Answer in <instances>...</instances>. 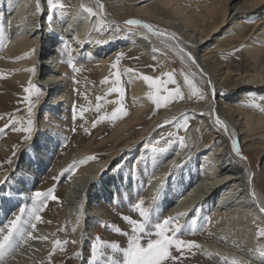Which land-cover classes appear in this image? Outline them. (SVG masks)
I'll return each instance as SVG.
<instances>
[{
	"label": "bare ground",
	"instance_id": "1",
	"mask_svg": "<svg viewBox=\"0 0 264 264\" xmlns=\"http://www.w3.org/2000/svg\"><path fill=\"white\" fill-rule=\"evenodd\" d=\"M97 1L102 3V1ZM63 2H70V6L65 10L61 7L49 9V18L52 17L51 28L58 30L61 36L68 35L70 38L68 39V46L71 48L75 63L78 65L85 62V66L96 67L101 74H104L112 54L126 48L124 47V38L127 39L128 45H136L147 56L154 55L155 60H160L164 70H168L170 73L172 63L167 56L159 54L157 47L152 44L150 36L160 38L179 49L182 48L183 52L191 54L194 64L202 70L206 79L211 81L214 86V93L213 89L210 88L213 95L210 110L215 109L216 115L212 114V110H205L204 114L194 111L191 113L190 116L195 120L193 128L187 131L183 143L180 140L178 141L175 151L166 157L163 164L160 162L157 164L155 167L156 172L150 181L148 194L156 197L160 185L162 183L163 185L167 184V178L172 175V172L176 171L180 176V180L178 185L175 184L176 190L174 186H172V190L178 194V196L175 195L177 205L169 213H187L192 212L191 208L194 204H200L203 201L201 199H204V197L206 200L209 199L210 196L206 197V195L210 193V189H214L216 192L215 189L218 188L220 191L217 192V196H223L227 205V208L218 210L219 205L222 203L220 202L218 207L214 208V216L217 217L220 224L218 227H221L217 230L218 234L222 236L226 231V227H234L236 240L239 241V248L243 242L241 236H244V241L247 242L245 247L252 248L257 247L256 245H263L264 242H258L257 235L254 236V231L257 234V230L261 229L260 225L264 228V213L259 212L261 202L257 199L258 197L253 196V180L261 177V182L264 184V0H158L161 8L159 12L149 10L150 8L144 6H135L134 12L137 15H141L143 18L149 19L171 32H176L181 39L170 33H164V36L154 34L153 30L149 31L143 28L142 25L141 28L144 33L140 34L138 30L129 29L125 27L126 25L118 26L114 22L111 23V20L115 18L106 17L104 14L103 17L107 26L111 28L112 36L109 40L94 38L92 44L89 42L85 47L84 37L90 33L92 34L90 37H95L92 30L95 27V22L98 21V16L85 11L86 8L81 7L82 0ZM5 3L9 7L4 22L10 35L3 48L4 55L1 58L2 61L4 60L3 63L9 66L12 71H18L20 81L16 87L20 88L25 85L24 83L29 76L28 69L35 67V71L41 73L39 76L36 73L34 79L39 88H42L48 81L58 80L56 83H51L45 92L44 103L47 105L46 110L48 113L50 111L57 113L58 110H64L63 107L67 104L63 103L64 105L60 108V103L63 102L61 100L63 99L64 87L68 81L62 74L60 66L46 67L43 63L45 62L44 58L53 57L57 59V56H53L52 52H56L62 45L55 41L50 42L52 48L42 47V43L44 44L48 40V33L43 34L44 27L42 28V22H40L42 11L37 12V5H34L33 0H0V6ZM160 11L167 16H162ZM142 22L145 23V21ZM247 22H251L248 29ZM226 24H228V27L224 28ZM70 27L74 28L73 33L70 32ZM118 29L120 35H118ZM116 34L117 36H115ZM220 35L227 38V40L221 41V45L225 47H219V43L210 47V43L219 41ZM115 38L117 39L115 40ZM97 41L101 42L97 43ZM242 44L246 45V57L251 63V69L240 72L230 71L222 64L217 52ZM80 50H86L88 60L82 58V55L76 57ZM42 72H46L45 76L42 75ZM15 73L17 74V72ZM94 75L92 74V76ZM127 76L130 80V97L135 103V107L132 115L129 118L120 119L117 122V127L110 133L107 142L113 144L110 146L113 152L103 160H88L84 166L71 174L65 181L66 193L64 200L66 203H64L63 210L74 221L78 219V216H83L81 223L84 224L83 228L79 227L80 230L75 234L77 256L74 264H88L86 258L82 256L85 254L83 244L84 238L90 232L88 228L92 227L90 221L97 223L100 218V213L96 210L102 211L109 196L114 195V198L117 199V197L122 198L124 194L132 195L133 185L129 184L128 177L124 172L119 171V173L113 170L110 172V177L104 173L107 166L111 164L110 161L113 162L114 158L137 145V142L149 131L145 132V127H143L138 130L136 137L133 138L129 134L132 129L140 125L143 120V112L150 107L151 101L142 77L132 73H128ZM43 77L46 78L41 80ZM59 80H63L65 83ZM16 83H11L9 87L12 89L13 86L14 89ZM9 87L8 89H10ZM247 94H249V97H247ZM248 98H252L253 101L259 103L256 109H248L246 101H244ZM65 101L68 103L67 100ZM2 102L8 103L5 100ZM1 106L8 105L3 103ZM216 116H219L225 122L227 132L215 125ZM152 120L153 118L149 121ZM36 123L39 125L32 128L31 138L23 142L20 147V156L18 152L11 166L4 172L7 182L0 185V229L5 232V225L11 220L7 213L15 211L18 215L19 209L27 205L24 199L30 198L31 185L29 183L36 182L39 175L41 176V169L47 166L45 164L46 160L49 158L50 150L55 145L54 142L50 141L51 139L56 140L54 134L46 135L44 133V137H49L45 139L40 133L42 132L40 123L38 121ZM154 124L153 121L152 126ZM201 127L205 128L208 134L206 143L200 142L199 138H196ZM47 130H49V127H47ZM81 132L84 133L85 129ZM102 132L99 131L98 133L101 134ZM51 133L54 132L51 131ZM37 136L43 138H41V142L37 139L39 138ZM21 139L22 136L19 133L9 134L0 144V156H7L12 153L13 146H16ZM233 139L244 150H251L260 159H263L259 169L252 161H249L247 168L244 169L241 160L232 151L231 142ZM92 140L91 138L81 147H76L77 149L73 150L71 154L69 153L70 155H67V158L60 165L63 167L78 156L81 157L91 153L95 148V143ZM191 143H193L192 146ZM139 152H136V154H139ZM146 153H148L147 156L150 157L149 161L151 163L162 156L161 153L157 155L154 151L149 150L145 151ZM192 156L195 158L192 159ZM198 162H201V165ZM57 167L59 168V166ZM137 167V165H134V168ZM57 171H60V169ZM168 173L170 174L168 175ZM247 197L250 198L251 203L246 202ZM160 198H163V195ZM239 198L243 199L238 200ZM230 199H232V202L238 201L230 205L228 203ZM15 200L19 201L13 204L12 202ZM162 200L165 201L164 198ZM162 200H156L158 203L160 201V207L164 203ZM92 208H95V211H90ZM188 216L186 215L185 218L182 216L181 219L186 221ZM24 218H27L26 213ZM86 223L89 225H86ZM21 228L24 230L23 233L14 234L9 254L6 255L3 261H0V264H35L36 259H39V257L36 256L33 250L41 249V251L47 252L53 248L52 236H48L49 234L43 235L39 230L34 229L32 230L34 236H48L47 240H28L27 225L22 223ZM202 241L209 249L218 248V243H216L218 237L215 235ZM253 263L255 262L253 261Z\"/></svg>",
	"mask_w": 264,
	"mask_h": 264
},
{
	"label": "rangeland",
	"instance_id": "2",
	"mask_svg": "<svg viewBox=\"0 0 264 264\" xmlns=\"http://www.w3.org/2000/svg\"><path fill=\"white\" fill-rule=\"evenodd\" d=\"M63 1L67 0H59V4H62L64 6L62 8L65 10L70 6V2L68 3ZM99 1H102L104 5L103 13H100L98 6L99 2L97 0H82L83 7L86 9L91 8V14L98 16V21H96L97 24L95 22V27H93L92 30L93 32L91 31L95 37H90L92 35L91 33L85 36V39H83V43L85 42L84 47L89 44V42L92 44L94 38L109 40L110 36H112L111 28L107 26L106 20L103 17L104 14L106 17L108 16L109 18H115L111 20V23L114 22V24H117L118 26H125L126 24L123 21H126L130 18L140 19L141 21H145V23L152 25L153 31H158L160 33L157 35L170 33L181 39V37L176 32H171L168 29L157 25L155 22L149 19L143 18L139 14L137 15L134 12L135 6H144L148 9L150 8L149 10L152 9L154 12H159L161 8L158 0H136L135 2L134 0ZM33 2L34 5H37V0H33ZM54 3H56V0H54ZM8 7L9 6L6 5V3L0 6V15L2 17L0 26L3 28V39L0 41V103L4 100L8 101V103H1H5L8 106L2 107L0 104V130H2L0 131V144L9 134L19 133L22 136V139L13 150L15 155H17L23 142L27 141L24 139V137L26 135L30 136L31 133H25L20 130L27 127V120L29 118H31L33 121V127L39 125H37L36 121L40 123L42 128V132L40 133H42V137H44V133L46 135L54 134L56 137V140H50L51 142H54L55 145L53 146V149L50 150V154L48 156L49 158L46 160L45 164L47 166L41 169L42 174L41 176L39 175L36 182H31L32 184L29 183L31 185L29 192L31 193L37 191L45 192L49 188H53V194L58 197V200L56 201H53L49 198L46 205H42V211L39 213L41 216L40 221H34L33 218V221L36 223L35 230H39L41 233H43V235L49 234L48 236H52L54 249L51 248L47 252H43L41 249L33 250V252H35L36 256L39 257V259H36L37 262L35 261V264H74L77 256L75 234L78 230H80L79 227H81V229L83 228L84 224L81 223L83 216H78V219L74 221L71 220L70 215L63 210L64 203H66L64 200L66 193L65 181L71 174L88 162L89 159H87V157L94 156L95 159L91 160H103L113 152L110 147L113 144H111V142H107L109 140L110 133L114 128L117 127V122L120 119H125L127 117L129 118L132 115L133 108L135 107V103L133 100H131L129 93L130 80L127 76L129 72L126 70L132 69L134 70L135 74L141 77L143 75H148L154 79L160 78L162 80L167 79V76L164 74L170 73V71L164 70L162 62L160 60H155L156 58L153 57L154 55L147 56L136 45H128L127 39L125 38L124 47L126 48L118 52L122 53L119 62H116L117 53H113L104 74H101V72H99L96 67L85 66V62L81 65H78L75 63L74 56L70 50L71 48L68 46V39L70 38L68 35L61 36L58 30L51 28L52 17L49 18L50 12L47 0H40V7L42 9V17L40 18V22H42V28L44 27L43 34L48 33V40H46V43H42V47L52 48L51 44L55 41L59 42L60 45L63 46L60 47L61 50L59 48L56 52H52V55H56L57 59L53 57L44 58V66H60V68H62V74H64L65 78L67 79L66 81H68L66 84L63 80H59L65 83L63 99L61 100V102H63L60 103V108L64 104H67V106L63 107L64 110H58L57 113H53L52 111L48 113L46 110L47 105L44 103L45 92L51 83H56L58 80L48 81V83L44 84L42 88H39V86L36 84V81L34 80L36 78L37 72L35 71L34 74L29 72V76L24 83L25 85L18 88L16 87L19 85L20 81V79H18V71H12L9 66H6L3 63L4 60L2 61L1 57L4 55L3 48L10 35L8 33L7 25L4 22ZM160 12L162 16H167L163 14L162 11ZM57 18L58 17L56 16V19ZM247 24L248 29L251 22H247ZM227 25L228 24H226L224 28H227ZM125 27L129 29H136L140 34L144 33L141 25H126ZM70 30L71 33L74 32L73 27H70ZM118 35H120L119 29ZM115 36H117V34ZM43 37L45 36L43 35ZM219 38V41H214L210 43L209 46L213 47L219 43V47H225L221 45V41L224 39L227 40V38H225L223 35H220ZM116 39L117 38H115V40ZM150 39H152V44L157 47L159 54L167 56L168 60L172 63L171 73L173 74L175 84L171 82L167 84H161V88L167 87L171 91L179 87L183 95V99L176 98L167 104L162 101L161 107L159 108H157L150 99L151 105L145 112H143V120L141 121L140 125L132 129L129 134H131V137L134 138L136 137L138 130L142 129L143 127H145V132L149 130L148 133L143 135V138L137 142V145L126 150L128 153L124 152V154H121L117 157L115 156L116 158H114L113 162L110 161L111 164L105 169L104 173L106 175L108 174V177H110V172L113 170L114 172H124L126 177H128L129 184L133 185V191L132 195L124 194L122 198L117 197V199H115L114 195L109 196L107 203L104 205V208H102V211L99 212L98 209L96 210V212L100 213V218L97 223L90 221L92 227L88 228L90 232H88L84 238L83 244L85 254L82 256L86 258L88 264L91 258L90 247L93 242L97 243L99 252V258L95 261V264H123V250L127 247V235L122 233H128L130 235L131 228L130 225H128L122 219V217L128 216L132 219L139 220L140 217L138 212L133 210V206L136 203L142 202V206L144 208L150 209V223L152 224L156 222H162L165 218L175 216L179 213H169V211L177 205L175 202L177 197L175 195L178 196V194L172 190V186H174V189L176 190L175 184H179V174H177L176 171H171L172 175L167 178V184H165L162 189V195L165 201L162 200L163 198L159 199L160 201H164L161 207L160 201L159 204L156 199H154L155 196L153 197L152 195L148 194L150 181L153 177V174L156 172L155 167L157 164H159V162L163 164L166 157L175 151V147L178 144L180 138L187 136V131L193 128L195 120L192 116H190L191 113L194 111L204 114L205 110H210L211 101L213 100L212 91L210 89L211 87H209L206 76L202 73V70L197 68L192 60L187 58V53L181 52L179 48L167 43L160 38L150 36ZM50 42L52 43L50 44ZM245 49L246 45L242 44L231 49L220 50L217 52L219 55L218 58L222 64L225 65V67L229 68L230 71H247L251 69V63L246 57ZM80 55H82L81 57L85 60H88L89 58L87 57L86 50L78 51L76 57ZM57 62H59L58 65ZM113 63H116V68L112 67ZM74 69H79V71ZM117 70H119L120 73L119 83L114 84L113 81L117 79L114 73H116ZM15 72H17V74ZM40 74V72L37 73L38 76ZM45 74L46 72H42L43 76H45ZM92 74L95 75L92 76ZM184 76L188 77V79L192 82L193 87L185 84ZM45 78L46 77H43L41 80H44ZM10 82L14 84L17 82L14 89L13 86L12 89L9 87L11 84ZM30 82L40 90L41 95L39 97H37L35 92H32L31 90L29 93L24 92V88L29 86ZM144 84L147 92H149L150 89L147 87L146 82H144ZM8 87L10 89H8ZM112 88H119L121 91L119 93L112 92L110 91ZM193 89H195V92ZM151 91L155 90L152 89ZM160 94L165 95V93L162 92ZM200 95H203L205 98L201 100L199 98ZM25 97H28V99H25ZM98 97L100 98L99 100H97ZM247 97H249V94H247ZM65 100H67L68 103H66ZM244 101H246L245 103L250 110L256 109L258 107L257 104H259L258 102L253 101L252 98H248ZM29 102H31L33 105L31 117H29L27 111ZM98 103L100 105L99 110H97ZM245 103L243 104L245 105ZM122 106L124 107L126 114L118 111V109ZM74 108L76 114L75 119L73 118ZM113 112L117 113L115 118H113ZM151 118H153V120L150 122L149 120ZM10 120L14 121V123L11 125H9ZM153 121L155 122L154 126H152ZM185 121H187L186 129L180 127V125H183ZM93 122H97L94 128L92 127ZM5 125L9 126L6 128ZM47 127H49V130L54 133H51V131L47 130ZM215 128L218 129L217 127ZM84 129L85 132L82 133L81 131ZM99 131L103 132L99 134ZM42 137L37 139L41 142L43 139ZM47 137L48 136H45L44 138L46 139ZM91 138L95 143V148L91 153L81 157L78 156L71 163H66L63 167L60 165V163L64 161L65 158H67V155L69 156L73 150L77 149L76 147H81L83 144L90 141ZM196 138H199L200 142H207L208 134L205 131V128H200ZM190 145L192 146L193 143ZM238 146L240 148L241 155L245 158L242 160L240 157H238L241 160L240 162L244 169L247 168L249 161L254 162L256 167L259 169L263 163V159H260L251 150H244L239 143ZM155 149H164V151H158ZM147 150L154 151V153L157 155H160L161 153L162 156L151 163L149 161L150 157L147 156L148 153L145 154V151ZM138 151H140L139 154H136ZM13 152L7 156H0V180L6 178V174L4 172L11 166L13 159H15ZM20 154L21 152H19V156ZM194 158L195 157L192 156V159ZM9 160H11V163H8ZM196 162L197 160L195 163ZM74 163L75 167L72 168L71 171H64L65 169H69ZM198 164L201 165V162H198ZM118 165L121 167L117 168ZM134 165H137L138 167L134 168ZM57 166H59V168ZM203 166L205 167V165ZM58 169H60V171H57ZM62 172H64L63 175H61ZM170 173H168V175ZM53 177H59V179L54 180ZM260 178L261 177L255 178V181L253 180V190L255 196L258 197L257 199L261 202V206H264V184L261 182ZM169 180H171V182L168 183ZM215 190L216 192L214 189H210V193L206 195V197L210 196L208 197L209 199L206 200L204 197V199H201L203 201L200 204H194V208H191L192 212L189 211L185 213L186 215H189L186 221L181 219L182 216L185 218L186 215L179 217V223L184 227L182 228L181 233H178V238L185 241H194L198 247L193 248L191 251L185 249L183 254L180 251H177L175 248L170 249L171 255L178 257V259L175 261L169 260L167 264H264V257L261 256V252L264 251V244L256 245L257 247L252 248L249 246L245 247L247 242L244 241L245 237L241 236L240 238L243 240V242L239 248V241L237 242L236 240L234 227H226V231L224 234H222V236L218 234L217 230L221 229V227H218L220 224L217 221V217L214 216V208L218 207L220 202L222 203L219 205L218 210L227 208V205L223 196H217V192H219L220 189L216 188ZM31 193H29L30 198L27 200L24 199V201L27 203V207H31ZM242 199L243 198H239L238 200ZM238 200L232 202V199H230V202L228 203L233 205ZM16 201L19 200H15L12 203L15 204ZM246 202L251 203L249 197H247ZM90 211H95V208L90 209ZM7 215L9 219H13L17 213H15V211L10 213L9 211ZM193 221H195V224L192 223ZM86 225L89 224L86 223ZM27 228L28 231L33 230L29 225H27ZM117 228H119L121 231L117 232ZM260 228L263 227L260 225ZM149 230L154 231V229L151 228ZM168 235H171V233L169 232ZM214 235L218 237V241L216 242L218 243V248L209 249V247L205 246L204 241L202 240ZM256 235L257 234L254 231V236ZM97 237H99V240L96 239ZM149 238L155 239V236L145 237L142 239L141 244L146 246L147 239ZM256 238L258 239V242H264V237L257 235ZM57 240L60 241V245L55 247V241ZM65 241L67 243H65ZM112 243L117 244L118 249H113L111 247ZM50 252L53 253L51 259L48 255ZM253 261L255 263H253Z\"/></svg>",
	"mask_w": 264,
	"mask_h": 264
},
{
	"label": "snow or ice",
	"instance_id": "3",
	"mask_svg": "<svg viewBox=\"0 0 264 264\" xmlns=\"http://www.w3.org/2000/svg\"><path fill=\"white\" fill-rule=\"evenodd\" d=\"M47 4L49 6V9L51 10L53 7H64L62 4H59V0H56V3H54V0H47ZM100 13L104 12V5L102 3H98ZM83 8V5L81 6ZM37 12L42 11L40 7V0H37V6H36ZM85 11L91 13L92 9L87 8ZM0 20H2V17H0ZM126 25L130 26H140L142 25L143 28L148 29L149 31H152V25L148 23H143L140 19L130 18L126 21H124ZM154 34H160L158 31ZM174 38V37H173ZM3 39V28L0 26V41ZM101 41H97V43H100ZM107 42V41H103ZM63 43V42H62ZM34 51V49H33ZM181 52H183V49H180ZM187 58L189 60H192L191 54H186ZM122 56V53H117L116 55V62H119L120 58ZM194 62V61H193ZM113 68H116V63H113ZM76 71H79V69H74ZM29 72L35 73V67L28 69ZM129 73H132L135 75L134 70L128 69L126 70ZM114 75L117 77L116 80L113 81V83H119V77L120 73L119 70H117ZM165 76H167L166 80H162L160 78H153L148 75H143L142 79L144 82H146L147 87L150 89L148 92V97L152 100L153 104L159 108L161 107L162 101L167 104L168 102L175 100L176 98L183 99V95L181 93V90L179 87L175 88L174 90H169L167 87L161 88V84H167L169 82L175 84V80L173 79L172 73H165ZM184 82L185 84L192 86V82L188 79L187 76H184ZM209 87L213 89V93L215 92L214 86L211 84V81H208ZM154 89L155 91H151ZM30 90L32 92H35L36 96L39 97L41 95V92L38 88H36L31 82L29 83L28 87L24 88V92L29 93ZM112 92L119 93L121 89L119 88H112L110 89ZM195 92V89H193ZM165 93V95H161L160 93ZM199 98L203 100L205 97L203 95H200ZM25 99H28V97H25ZM100 98L98 97L97 100ZM255 106V105H253ZM32 107L33 105L31 102H29L28 106V115L31 117L32 115ZM99 103L97 104V110H99ZM119 112L125 113L124 107H120L118 109ZM212 114H215V109L212 110ZM113 118L116 117L117 113L113 112ZM73 118H76L75 114V108L73 110ZM14 121L10 120L9 125L13 124ZM97 122H93L92 127L94 128L96 126ZM215 125L222 128L225 132L228 131L227 125L223 120L219 118V116H216ZM9 125H5L7 128ZM182 128H187V121L184 122L183 125H180ZM33 128V121L31 118L27 120V127L20 129L21 131L25 133H30ZM15 130V129H14ZM2 131V130H0ZM87 131V130H86ZM171 135V134H170ZM31 137L29 135H26L24 137L25 140L30 139ZM181 143H183V138H180ZM232 151L235 153L237 157H240L242 160L245 159L241 155L240 148L238 146V143L235 139L231 142ZM15 148V146H13ZM158 151H164V149H155ZM13 155H15V152H13ZM87 159H95L94 156H89ZM8 163H11V160L8 161ZM75 167V163L69 168L65 169L64 171H71L72 168ZM121 167L120 165L117 166V168ZM175 167V165H173ZM64 172L61 173L63 175ZM54 180H58L59 177H53ZM7 182V178L5 180H0V185ZM164 185L163 183L160 185V188L158 189V194L155 197L156 200H159L162 196V189ZM54 189L49 188L45 192L37 191L32 193L31 195V207H21L19 209V214L15 216L14 219H11L6 225V232L3 229H0V261H3L6 255L9 254V251L12 247V241L14 234L17 233H23V229L21 228V224L29 225L31 229L36 228V223L34 221H40L41 216L39 215L40 211H42V205H46L48 199L50 198L53 201L58 200V197L53 194ZM11 195V193H9ZM255 194L253 193V196ZM133 210L137 211L139 214L140 219H132L128 216H123L122 219L130 225L131 228V234L128 233H122L124 235H127V247L123 250V264H167L169 260H177L178 257L172 256L170 249L175 248L177 251H180L183 254V251L187 249L188 251H191L193 248L198 247V245L194 241H185L180 238H178V233H181L182 228L184 227L179 223V217L182 215H186L185 213H178L175 216H170L165 218L162 222H156L154 224L150 223V209L144 208L141 203H136L133 206ZM259 212L264 213V206L259 207ZM27 213V218H24V214ZM34 218V221H33ZM195 224V221L192 222ZM154 229V231H150L149 229ZM121 230L117 228V232H120ZM171 233V235H168V233ZM257 235L260 237H264V228H261L258 230ZM155 236V239H147L146 246L141 244L142 239L145 237H152ZM27 238L28 239H37V240H47V237H41V236H34L32 231H27ZM99 240V237L96 238ZM65 243H67L65 241ZM55 245H60V241H55ZM111 247L113 249H118V245L115 243L111 244ZM90 253L91 258L89 260V264H95V261L99 258V252L97 243L93 242L90 247ZM49 258L51 259L53 253H49ZM261 256L264 257V251L261 252Z\"/></svg>",
	"mask_w": 264,
	"mask_h": 264
}]
</instances>
